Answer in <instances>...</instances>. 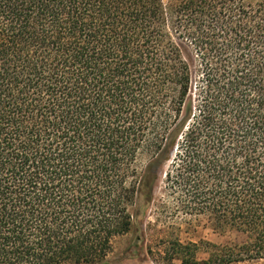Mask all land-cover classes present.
Returning <instances> with one entry per match:
<instances>
[{"label":"trees","instance_id":"trees-1","mask_svg":"<svg viewBox=\"0 0 264 264\" xmlns=\"http://www.w3.org/2000/svg\"><path fill=\"white\" fill-rule=\"evenodd\" d=\"M164 167L243 237L169 264L264 259V0H0V264H114Z\"/></svg>","mask_w":264,"mask_h":264},{"label":"rangeland","instance_id":"rangeland-1","mask_svg":"<svg viewBox=\"0 0 264 264\" xmlns=\"http://www.w3.org/2000/svg\"><path fill=\"white\" fill-rule=\"evenodd\" d=\"M164 170L165 167L160 170L154 201L146 213L128 233L113 239L108 259L114 264H169L165 251L169 243L177 239L184 243L206 239L222 245L242 240L243 237L236 232L215 233L203 219L165 211L162 207V203L167 201L163 183ZM206 256L205 253L199 254L201 259ZM173 263L179 264L180 261L175 259ZM239 264H264V259Z\"/></svg>","mask_w":264,"mask_h":264}]
</instances>
